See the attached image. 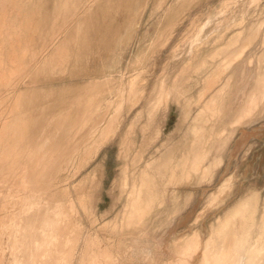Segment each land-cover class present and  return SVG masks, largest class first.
Wrapping results in <instances>:
<instances>
[{"label": "rangeland", "instance_id": "374dc122", "mask_svg": "<svg viewBox=\"0 0 264 264\" xmlns=\"http://www.w3.org/2000/svg\"><path fill=\"white\" fill-rule=\"evenodd\" d=\"M240 33L244 40L257 37L218 85L204 92L208 72L190 75L187 82L185 65L195 43L211 38L204 58L214 52L224 59L230 56L231 39ZM263 53L264 0H0V144L4 142L0 145V264H199L202 250L187 256L181 250L186 237L198 229L206 240L210 224L250 188L260 189V207L264 208V94L258 84ZM229 77L225 108L215 124L218 130L227 127L228 140L213 150L211 158L221 162L211 179L199 182L200 177L195 178L198 181L179 187L174 195L170 190L147 223L124 225L122 215L130 188L120 186L126 163L122 139L128 135L135 139L130 140L135 144L131 158L143 152L144 161L136 166L128 161L131 187L135 176L138 179L154 158L171 151L177 160L190 155L195 140L191 125H196L206 102ZM131 80L138 82L137 95L132 91L137 85L132 88ZM109 85L122 87L120 98L102 110L100 98L89 99ZM176 85L187 90V98L176 100L175 91L181 90H174ZM117 101L122 104L117 106ZM90 102L95 109L100 106L94 126L88 124L89 131L94 130L92 135H97L87 138L84 147L92 155L81 151L84 158L75 156L56 185L52 161L56 153L51 150L48 154L52 162L40 163L41 158L55 143L62 146L66 142L67 126L79 120L76 116ZM247 104L254 109L251 116L239 126L233 124ZM116 116L109 137H99L101 121ZM147 123L152 127L144 134ZM209 124L206 128L214 123ZM229 175H237L232 193L195 223L207 198Z\"/></svg>", "mask_w": 264, "mask_h": 264}, {"label": "bare ground", "instance_id": "6f19581e", "mask_svg": "<svg viewBox=\"0 0 264 264\" xmlns=\"http://www.w3.org/2000/svg\"><path fill=\"white\" fill-rule=\"evenodd\" d=\"M22 2V1H21ZM77 6V5H76ZM8 19V18H6ZM19 19V18H18ZM2 22V21H1ZM29 22V21H28ZM243 23V21H240ZM241 23V24H242ZM28 24V23H27ZM58 24V23H57ZM262 25V23H260ZM239 25V24H238ZM243 25V24H242ZM19 26V25H18ZM241 26V25H240ZM41 27V26H40ZM231 27V26H230ZM242 27V26H241ZM28 28V27H27ZM228 28V27H227ZM14 29V27H13ZM17 29V28H16ZM224 29V28H223ZM243 29V28H242ZM260 28L257 29V31ZM38 30V29H37ZM228 30V29H227ZM13 31V30H12ZM203 31V30H202ZM244 31V30H243ZM29 32V30H28ZM32 32V30H31ZM38 32V31H37ZM241 32V31H240ZM19 33V32H18ZM217 33V32H216ZM239 33V32H238ZM22 34V33H21ZM220 34V33H219ZM35 35V34H34ZM15 36V35H14ZM19 36V35H18ZM73 36V35H72ZM37 37V36H36ZM35 37V38H36ZM256 35H252L248 40L247 36L246 39L242 37V33L240 35L233 37L231 39L228 46H230L228 51L230 52V56L227 58L222 59L220 53H208L207 57L204 58L203 54L206 50V45H209L212 43L211 38H208L207 42L200 41V43H195V45L192 48L191 57L187 65H185V75L188 74L186 80L190 79V75L197 74L200 76V74H206L208 72V76L205 80V87L206 90L204 92H209L212 90L213 87L218 85L220 81L223 78V75L228 72L236 63L239 58L242 57L244 54V49L250 45L252 41L256 38ZM2 38V37H1ZM4 38V37H3ZM2 38V39H3ZM15 38V37H14ZM34 38V37H33ZM206 38V37H205ZM205 38H203L205 40ZM225 39V38H224ZM7 40V39H6ZM28 40V39H27ZM33 40V39H32ZM243 40L245 42H243ZM14 41V40H13ZM196 42V41H195ZM16 43V42H15ZM3 44V43H2ZM7 44V42H6ZM214 44V43H213ZM218 44V43H217ZM29 45V44H28ZM216 45V44H215ZM15 46V45H14ZM225 46V47H228ZM44 47V46H43ZM223 47V46H222ZM224 47V48H225ZM248 48V47H247ZM246 48V49H247ZM6 49V48H5ZM32 49V48H31ZM227 49V48H225ZM245 49V50H246ZM69 50V49H68ZM2 51V50H1ZM227 51V50H226ZM13 53V52H12ZM229 53V52H228ZM6 54V53H5ZM35 54V53H34ZM69 54V53H68ZM26 55V54H25ZM37 55V53L35 54ZM6 57V56H5ZM22 57V56H21ZM28 57V56H27ZM38 57V56H37ZM68 57V56H67ZM12 58V57H11ZM10 59V58H9ZM7 59V60H9ZM220 60V62H218ZM21 61V60H20ZM17 60V62H20ZM213 61V62H210ZM260 69L261 72L259 74V89L262 90V93L264 94V53L262 54V57L260 59ZM43 64V63H42ZM8 65V64H7ZM18 66V65H17ZM16 66V67H17ZM13 67V66H12ZM25 67V66H24ZM183 67V66H182ZM13 69V68H12ZM25 69V68H24ZM9 71V70H8ZM21 71V70H20ZM16 73V71H15ZM18 73V72H17ZM184 74V73H183ZM182 74V75H183ZM6 75V74H5ZM4 75V77H5ZM11 76V75H10ZM205 76V75H204ZM34 77V76H33ZM180 77V74H179ZM178 77V79H179ZM197 77V76H196ZM201 78V77H200ZM8 79V78H7ZM6 79V80H7ZM10 79V78H9ZM230 79L229 77L224 86L217 92L210 97V99L206 102L205 106L203 107L202 111L196 118V125H191L193 128V136H194V147L190 150L189 154H187V157L182 158L181 160H177L178 157L175 159V152L173 154H163L160 158H154V160L151 158L150 160H153V162H147L145 167L142 169L140 173V177L137 179L136 176L134 178V182L132 183L131 187L129 184V177H128V170L130 167V163L128 161L131 159L132 166H136L140 161H144L143 159V152H137L135 155L133 153V158H131V152L134 149L135 144L132 143L131 138L128 139V136L124 139H122V150L124 151V162L125 168L121 169L122 175L120 179V186L123 190H127L128 187L130 190L127 192V202L123 215H122V222L124 225H130V224H138L143 225L148 222V218L153 216L156 211L161 208L162 204L165 202L166 197L168 194H170V190H173L174 192L177 191V189L181 186H184L185 184L193 182L195 178H199V182H202V180H210L214 173V168L218 167L221 159L220 158H211L213 154V150L215 148H218L219 146L225 144V142L228 140L226 131H228L227 127H223L218 130V128L215 126L216 121L220 118V115L222 114L224 108H225V102H224V95L227 92L228 88H230ZM177 80V79H176ZM5 81V80H4ZM3 81V82H4ZM122 81V80H121ZM178 81V80H177ZM8 82V81H7ZM192 82V81H191ZM257 82V81H256ZM5 83V82H4ZM179 84L180 86H184L183 83ZM123 84V83H122ZM188 84V83H187ZM257 84V83H256ZM257 84V85H258ZM1 85V84H0ZM113 85V84H112ZM129 85L133 88L132 91L135 95H137L139 89H138V82L137 80H131L129 82ZM186 85V82H185ZM110 86V85H109ZM165 86V85H163ZM2 87V86H1ZM6 87V85H5ZM130 87V88H131ZM178 86L174 88V90ZM108 88V87H107ZM103 89L101 91V94L95 95L94 98L89 99L90 101L97 100L101 102V109L103 110V107H107L111 104H114L116 101V97H119L120 89H115L113 87H109V89ZM140 88V87H139ZM166 88V87H165ZM173 88V87H172ZM185 88V86H184ZM180 88L181 90L175 91V97L176 100H180L181 98L186 97V91ZM186 89V88H185ZM255 89V88H254ZM258 89V90H259ZM18 90V89H16ZM163 90V89H162ZM168 90V89H166ZM165 90V91H166ZM173 90V91H174ZM203 90V89H202ZM164 91V90H163ZM172 91V90H171ZM190 91V90H189ZM17 92V91H16ZM105 92V93H104ZM122 92V91H121ZM130 92V90H129ZM203 92V93H204ZM19 93V92H18ZM132 93V92H131ZM202 93V91H201ZM23 94V93H22ZM96 94V93H95ZM132 94V95H134ZM251 94V93H250ZM169 93L167 94V96ZM26 96V95H25ZM92 96V95H91ZM123 96V93L122 95ZM129 96V95H128ZM131 96V95H130ZM206 96V95H205ZM16 97V96H15ZM136 97V96H134ZM253 97V96H252ZM19 98V97H18ZM29 98V97H28ZM120 98V97H119ZM122 98V97H121ZM130 98V97H129ZM128 98V99H129ZM165 98V97H164ZM187 98V97H186ZM192 98V97H191ZM248 98L251 99V97L248 96ZM255 98V97H254ZM24 99V98H23ZM85 99V98H84ZM133 99V97H132ZM185 99V98H184ZM203 99V97H202ZM124 99H122L123 101ZM193 100V99H192ZM20 101V100H19ZM252 101V100H251ZM250 101V102H251ZM257 102V99L255 100ZM93 102V104H94ZM263 102V101H262ZM33 103V102H32ZM38 103V102H37ZM118 105L120 106L119 102L117 101ZM199 103V100H198ZM1 104V103H0ZM14 104V103H13ZM11 104V105H13ZM36 104V103H35ZM197 104V103H196ZM253 104V102H252ZM3 105V104H2ZM105 105V106H104ZM186 107H190L189 100L185 103ZM248 105V104H247ZM258 105H261L258 103ZM40 106V105H39ZM92 103L90 102V107L88 109L83 110L81 113L76 116L79 120L76 122L71 123L67 126L66 134L64 137L63 145L61 146V143L54 144V146L42 156L40 163H43L44 160L46 162L53 161V169L55 173L56 178V185L57 183L62 182L61 179V172L63 170H66L68 166L70 167V164L73 163V159L75 156L79 157L80 152L85 149L86 147V141L87 138L90 136L94 137L95 135H92V132L89 131V125L93 123V121L98 117L100 109H98L97 106L96 109L93 107ZM197 106V105H196ZM88 107V106H87ZM184 107V106H183ZM260 107V106H258ZM20 109V107H19ZM120 109V108H119ZM25 110V109H24ZM35 110V109H34ZM102 110H101V118H102ZM201 110V109H200ZM253 107L248 105L242 109L238 115L233 120V124L239 126L243 123L244 119H247L251 116V113L253 112ZM184 111V110H183ZM16 112V111H14ZM50 112V111H49ZM62 112V111H61ZM108 112V111H107ZM188 111H186L187 113ZM63 113V112H62ZM185 113V112H184ZM1 114V113H0ZM30 114V113H29ZM12 115V114H11ZM190 115V114H189ZM8 116V115H7ZM14 117V115H12ZM18 116V115H16ZM30 116V115H28ZM33 116V115H32ZM36 116V115H35ZM113 117L115 115H112ZM184 116V115H183ZM187 116V114H186ZM185 116V118H186ZM2 117V115H1ZM5 117V116H4ZM19 117V116H18ZM17 117V118H18ZM68 117V116H66ZM65 117V118H66ZM106 115L104 116V118ZM108 117V116H107ZM111 118L106 123H104V120L101 121V130L100 127L98 128L100 132L101 138L109 137L112 129H114V122L117 119V116L115 118ZM16 118V117H15ZM16 118V120H17ZM32 118V117H31ZM30 118V119H31ZM64 118V117H63ZM76 118V119H77ZM110 118V116H109ZM188 118V116H187ZM39 119V118H38ZM107 119V118H106ZM183 119V118H182ZM189 119V118H188ZM20 120V117H19ZM29 120V119H28ZM101 120V119H100ZM99 120V122H100ZM184 120V119H183ZM187 119H185L186 121ZM8 121V120H7ZM31 121V120H30ZM63 121V120H62ZM188 121V120H187ZM195 121V120H194ZM19 122V121H17ZM193 122V121H192ZM3 123V122H2ZM5 123V122H4ZM3 123V125H4ZM29 123V122H28ZM35 123V122H34ZM183 123V121H182ZM181 123V124H182ZM187 123V122H185ZM189 123V122H188ZM194 123V122H193ZM207 123H210L211 126L207 127ZM38 124V123H37ZM89 124V125H88ZM148 124V123H147ZM223 124V123H222ZM23 125V124H22ZM95 125H98L97 123ZM149 125V124H148ZM187 125V124H186ZM5 126V125H4ZM2 126V127H4ZM21 126V125H20ZM94 125H91L93 127ZM144 126V125H143ZM151 125L145 126V129H143V132L145 134V130L150 128ZM154 126V125H153ZM183 126V125H182ZM185 126V125H184ZM10 127V126H9ZM33 127V126H32ZM133 128H135L134 122L132 125ZM152 127V126H151ZM14 128V127H13ZM29 128V127H28ZM57 128V126H56ZM95 128V129H96ZM191 128V127H190ZM188 128V129H190ZM191 128V130H192ZM7 129V128H6ZM40 129V128H39ZM60 129V128H59ZM63 129V128H62ZM61 129V130H62ZM13 130V129H12ZM16 130V129H15ZM65 130V129H64ZM146 130V131H147ZM160 130V129H159ZM179 130V129H178ZM183 130V129H182ZM235 129H232V131ZM59 131V130H58ZM97 131V129H96ZM181 131V130H180ZM4 132V131H3ZM20 132V131H19ZM42 132V131H41ZM98 132V131H97ZM130 132V131H129ZM150 132V131H149ZM156 132V131H155ZM162 132V131H161ZM189 132V131H188ZM21 134V133H20ZM56 134V133H55ZM132 134V132H130ZM161 134V133H160ZM39 135V134H38ZM159 135V134H158ZM190 135V134H189ZM192 135V134H191ZM190 135V136H191ZM23 136V135H22ZM25 136V135H24ZM64 136V135H63ZM160 136V135H159ZM7 137V136H6ZM20 137V136H19ZM52 136H50L51 139ZM57 137V136H56ZM59 137V136H58ZM98 137V140H99ZM152 137V136H151ZM192 137V136H191ZM8 138V137H7ZM55 138V137H54ZM103 138V139H104ZM157 138V137H156ZM3 139V138H2ZM49 139V138H47ZM93 139V138H92ZM152 138H148V140L151 141ZM158 139V138H157ZM9 140V139H8ZM14 140V139H13ZM58 140V139H57ZM96 140V141H98ZM132 140V141H130ZM147 140V139H146ZM2 141V140H1ZM7 141V140H6ZM5 141V142H6ZM42 141V140H41ZM40 142V141H39ZM45 142V141H44ZM55 142V141H54ZM105 142V141H104ZM143 142V141H142ZM4 144V142H2ZM146 143V142H145ZM148 143V142H147ZM150 143V142H149ZM2 144V145H3ZM1 145V144H0ZM1 145V146H2ZM7 145V143H6ZM23 145V144H22ZM88 145V144H87ZM144 146L145 144L142 143ZM193 145V144H192ZM0 146V147H1ZM150 146V144H149ZM6 147V146H3ZM2 147V148H3ZM9 147V146H8ZM19 147V146H18ZM42 148H44L42 146ZM12 149V148H11ZM40 149V147H39ZM38 149V150H39ZM90 149V148H88ZM149 149V148H148ZM147 149V150H148ZM52 151L53 154L56 153L55 160L52 159V161L49 159L48 154L50 151ZM101 150V149H99ZM98 150V151H99ZM138 150V149H137ZM146 150V151H147ZM12 151V150H11ZM32 151V150H31ZM122 151V152H123ZM145 151V150H144ZM150 151V150H149ZM22 152V151H21ZM19 152V153H21ZM89 152V150H87ZM87 152L86 156L89 155ZM135 152V151H133ZM2 153V152H1ZM91 153V152H90ZM149 153V152H147ZM163 153V152H162ZM187 153V152H186ZM5 154V153H4ZM7 154H9L7 152ZM6 154V155H7ZM22 154V153H21ZM5 155V156H6ZM18 155V154H17ZM79 155V156H78ZM83 155V154H82ZM92 155V154H91ZM89 155V156H91ZM122 155V154H121ZM146 156V154H144ZM156 155V154H155ZM34 156V155H33ZM85 156V155H84ZM88 156V157H89ZM7 157V156H6ZM9 157V156H8ZM83 157V156H82ZM80 156V158H82ZM34 158V157H33ZM32 158V159H33ZM38 158V157H37ZM53 158V157H52ZM84 158V157H83ZM91 158V157H90ZM181 158V157H180ZM11 159V158H9ZM27 159V158H26ZM145 159V158H144ZM156 159V160H155ZM77 160V159H75ZM12 161V160H10ZM38 161V162H39ZM82 162V159L79 160ZM78 161V162H79ZM146 161V160H145ZM210 162L204 163V162ZM72 162V163H71ZM76 162V161H75ZM91 162V161H90ZM5 163V161H4ZM38 164V166L40 165ZM47 164V163H46ZM6 165V164H5ZM11 165V164H10ZM27 165V164H26ZM29 165V164H28ZM36 166V167H38ZM49 166V165H48ZM76 166V165H75ZM78 166V165H77ZM76 166V167H77ZM124 166V165H123ZM14 167V166H12ZM11 167V168H12ZM22 167V166H21ZM24 167V166H23ZM32 167V166H31ZM35 167V169H36ZM41 167V166H40ZM72 167V166H71ZM82 167V166H80ZM141 167V166H140ZM74 168V167H73ZM135 168V167H133ZM5 169V168H4ZM34 169V170H35ZM69 169V168H68ZM86 169V168H85ZM132 169V168H131ZM139 169V166H138ZM7 170V169H6ZM23 170V169H22ZM37 170H40V168H37ZM72 170V168L70 169ZM74 170V169H73ZM238 170V168H236ZM4 171V170H3ZM13 171V170H12ZM11 171V172H12ZM29 171V170H28ZM45 171V170H44ZM68 171V170H66ZM10 172V171H9ZM8 172V173H9ZM235 172V171H234ZM233 172V173H234ZM238 172V171H236ZM42 173V172H41ZM64 173V172H63ZM62 173V175H63ZM71 173V171L69 172ZM48 174V173H47ZM66 174V172L64 173ZM72 174V173H71ZM81 174V173H80ZM98 174V173H97ZM130 174V173H129ZM6 175V174H5ZM25 175V174H24ZM29 175V174H28ZM27 175V176H28ZM42 175V174H41ZM45 175V173H44ZM52 175V174H51ZM77 175V173H76ZM131 175V174H130ZM8 176V175H7ZM6 176V177H7ZM230 176V175H229ZM227 176V177H229ZM2 177V176H1ZM0 177V178H1ZM6 177L4 179H6ZM10 177V174L9 176ZM13 177V176H11ZM23 177V175H22ZM63 177V176H62ZM69 177V176H68ZM133 177V176H132ZM24 178V177H23ZM29 178V177H28ZM32 178V177H30ZM51 178V177H50ZM237 175H232L229 178H227L222 185L217 188L218 190L214 192L210 197H208L207 202L205 203V206L202 208V211L199 213L197 218L194 220L195 223H197L202 217L207 214L208 211L217 208L218 206L222 205L228 196V194L232 193V188L235 186V183L237 181ZM240 178V177H239ZM3 179V178H2ZM9 179V178H8ZM22 179V178H21ZM49 179V178H48ZM47 179V180H48ZM133 179V178H132ZM76 180V179H75ZM196 180V179H195ZM7 181V180H6ZM5 181V182H6ZM23 181V180H22ZM43 181V180H42ZM65 181V180H64ZM198 181V180H196ZM20 182V181H19ZM70 182V181H69ZM99 182V181H98ZM10 183V182H9ZM12 183V182H11ZM31 183V182H30ZM54 183V184H55ZM6 184V183H5ZM15 184V183H14ZM33 184V182H32ZM53 184V183H52ZM195 184V183H193ZM1 185V184H0ZM4 185V184H3ZM2 185V186H3ZM10 185V184H9ZM8 185V186H9ZM17 185V183H16ZM29 185V184H28ZM27 185V186H28ZM45 185V183H44ZM59 185V184H58ZM90 185V184H89ZM96 185V184H95ZM119 185V184H118ZM192 185V184H191ZM256 185V183H255ZM252 185V186H255ZM47 186V184H46ZM54 186V185H53ZM66 186V185H65ZM190 186V185H189ZM1 187V186H0ZM11 187V186H10ZM14 187V186H13ZM48 187V186H47ZM62 187V186H61ZM91 187V186H89ZM259 187V186H258ZM16 188V187H15ZM14 188V189H15ZM40 188V187H39ZM46 188V187H45ZM68 188V187H67ZM81 188V187H80ZM96 188V187H94ZM118 188V187H117ZM254 188V187H253ZM11 189V188H10ZM57 189V186H56ZM55 189V190H56ZM5 190V189H4ZM18 190V189H17ZM61 190V189H60ZM59 190V192H60ZM77 190V189H76ZM260 189L257 190H250L243 193L242 197L226 212L223 214V216L217 217L216 223L213 225L210 224V232L206 240L203 241L202 236L199 231H195L193 234H191L189 237H186L184 240V244L182 245V251L184 255H191L195 254L196 252L202 250L203 256L199 264H264V208L261 209L260 202H261V195L259 192ZM10 191V190H9ZM57 194H58V190ZM82 191V190H80ZM121 191V190H120ZM4 192V191H3ZM7 192V188H6ZM35 192V191H34ZM41 192V191H40ZM54 192V191H53ZM68 192L67 189L64 190V194ZM70 192V191H69ZM14 193V192H12ZM39 193V192H38ZM50 193V192H49ZM81 193V192H80ZM88 195V192H86ZM85 191L83 194V197L86 195ZM125 193V192H124ZM5 194V193H4ZM10 194V193H9ZM48 194V193H47ZM55 194V195H57ZM93 194V192H92ZM178 194V192H177ZM16 195V193L14 194ZM34 195V194H33ZM40 194H38L39 196ZM59 195V194H58ZM67 195V194H66ZM80 195V194H79ZM125 195V194H124ZM233 195V194H232ZM13 196V195H12ZM50 196V195H49ZM60 196V195H59ZM78 196V195H77ZM121 196V195H120ZM172 196V195H171ZM176 196V193H175ZM178 196V195H177ZM22 197V196H21ZM37 197V196H36ZM44 197V196H43ZM57 197V196H56ZM66 197V196H64ZM123 197V196H121ZM28 198V197H27ZM63 198V197H61ZM60 198V200H62ZM68 198V197H67ZM79 198V197H78ZM86 198V197H84ZM83 198V200H84ZM88 198V197H87ZM86 198V199H87ZM118 198V197H117ZM25 199V198H24ZM33 199V198H32ZM41 199V198H40ZM45 199V198H44ZM59 199V198H57ZM81 199V197L79 198ZM126 199V198H125ZM174 199V198H173ZM36 200V199H35ZM74 200V199H73ZM93 200V199H92ZM176 201V198L174 199ZM25 201V200H24ZM80 201V200H79ZM41 202V201H40ZM62 202V201H61ZM71 202V201H70ZM33 203V202H32ZM31 203V204H32ZM75 203V202H74ZM80 203V202H79ZM85 203V201H84ZM37 204V202L35 203ZM83 204V203H82ZM87 204V202H86ZM263 204V203H262ZM34 205V203H33ZM89 205V204H88ZM91 205V204H90ZM93 205V204H92ZM204 205V204H203ZM38 206V205H37ZM41 206V205H39ZM70 206V205H69ZM85 206V204L83 205ZM175 206V205H174ZM34 207V206H33ZM86 208V206H85ZM84 209V207H83ZM71 210V208H70ZM69 211V210H68ZM91 212V211H89ZM59 213V212H58ZM61 213V212H60ZM63 213V212H62ZM68 214V213H67ZM94 214V213H93ZM92 214V215H93ZM110 224V223H109ZM112 225V224H111ZM116 225V224H115ZM46 229V228H45ZM44 232V230H43ZM38 235V234H37ZM195 256V255H194ZM193 256V257H194Z\"/></svg>", "mask_w": 264, "mask_h": 264}]
</instances>
